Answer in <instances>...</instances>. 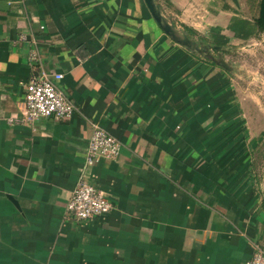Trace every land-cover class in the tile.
Listing matches in <instances>:
<instances>
[{
    "label": "crops",
    "instance_id": "1",
    "mask_svg": "<svg viewBox=\"0 0 264 264\" xmlns=\"http://www.w3.org/2000/svg\"><path fill=\"white\" fill-rule=\"evenodd\" d=\"M154 1L221 46L210 52L228 69L163 33L143 0H0V264H245L264 251V106L244 93L264 87L224 56L264 35L255 0ZM35 67L63 74L69 119L22 121ZM93 124L121 148L86 166ZM79 179L104 191L107 214H66Z\"/></svg>",
    "mask_w": 264,
    "mask_h": 264
},
{
    "label": "built area",
    "instance_id": "2",
    "mask_svg": "<svg viewBox=\"0 0 264 264\" xmlns=\"http://www.w3.org/2000/svg\"><path fill=\"white\" fill-rule=\"evenodd\" d=\"M29 58L30 62L37 63V52H31ZM62 77L61 72L43 68L38 71L35 67V72L23 84L25 110L22 121L33 123L40 118L49 117L66 120L72 116L73 105L58 86ZM120 148L121 144L114 136L93 124L86 146L85 164L93 165L99 157L115 158ZM111 209V202L104 191L82 179L77 181L66 203V214L75 221L99 217ZM245 264H264V251L257 248Z\"/></svg>",
    "mask_w": 264,
    "mask_h": 264
},
{
    "label": "rangeland",
    "instance_id": "3",
    "mask_svg": "<svg viewBox=\"0 0 264 264\" xmlns=\"http://www.w3.org/2000/svg\"><path fill=\"white\" fill-rule=\"evenodd\" d=\"M248 45H245L248 47L232 49L233 52L224 54V56L227 55L228 58H233L238 63L241 82L262 90L264 87V35L257 36L256 41ZM247 92L254 94L259 103L264 106V91H244L245 94Z\"/></svg>",
    "mask_w": 264,
    "mask_h": 264
},
{
    "label": "water",
    "instance_id": "4",
    "mask_svg": "<svg viewBox=\"0 0 264 264\" xmlns=\"http://www.w3.org/2000/svg\"><path fill=\"white\" fill-rule=\"evenodd\" d=\"M147 9L149 10L152 18L159 26V28L169 36L173 41L179 45L185 47L186 49L203 54L208 57L216 65H220L224 69H228L227 63L222 59H216L212 54L211 50H223L221 46L216 45H206L204 43L198 42L195 39L190 38L186 32L177 30L167 19L162 15L160 7L156 4L154 0H143ZM264 183V182H263Z\"/></svg>",
    "mask_w": 264,
    "mask_h": 264
},
{
    "label": "trees",
    "instance_id": "5",
    "mask_svg": "<svg viewBox=\"0 0 264 264\" xmlns=\"http://www.w3.org/2000/svg\"><path fill=\"white\" fill-rule=\"evenodd\" d=\"M254 9L256 16L254 18L255 25L257 26L258 32H264V0H255ZM160 6L159 4H157Z\"/></svg>",
    "mask_w": 264,
    "mask_h": 264
}]
</instances>
